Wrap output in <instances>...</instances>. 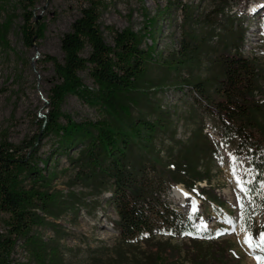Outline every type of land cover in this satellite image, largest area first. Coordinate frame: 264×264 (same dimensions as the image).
Listing matches in <instances>:
<instances>
[{
	"label": "trees",
	"instance_id": "16d2710c",
	"mask_svg": "<svg viewBox=\"0 0 264 264\" xmlns=\"http://www.w3.org/2000/svg\"><path fill=\"white\" fill-rule=\"evenodd\" d=\"M29 1L33 6L34 1ZM102 9L100 0H81L80 14L60 39L62 59L48 57L58 78L49 89L47 111L39 122L41 138L49 140L48 152H39L38 136L19 144L5 136L0 139V264H24L14 257L19 243L27 264H68L69 231L58 221L71 213L74 224L79 208L90 205L85 198L102 193L109 194L107 200L118 216L112 224L124 242L143 237L147 242L164 231L192 241L197 249L194 264H225L217 260L219 246L212 244L201 251L205 249L199 233L205 232L193 226L200 216L176 209L168 201L175 195L171 184L196 188L195 182L204 179L210 184L217 144L204 131L205 118L185 140L177 139L179 118L174 120L161 99L169 96L168 91L179 94V99L189 95L194 107L214 116L221 139L233 145L235 157L249 159L250 188H259L264 181L263 65L256 56L243 54L241 26L228 28L218 48L208 47L210 34L222 19L219 10L200 28L183 31L179 48L165 58H155L152 47L160 30L156 20L149 30L152 42L146 46L138 32L103 25ZM32 17L25 12L21 25L26 46L43 35V25ZM7 31L0 22L1 48H6ZM210 51L213 56L207 70H214L201 78L194 70L201 68L202 58ZM81 72L87 73L91 87L83 83ZM71 95L103 116L75 119L63 109ZM166 132L172 143L163 156V142L157 140ZM61 157L68 167L58 169ZM197 189L199 198L207 194L209 201L225 203L214 189ZM252 194L264 208L262 194ZM168 248L145 254L136 264H174L159 261V254L171 252ZM120 260L117 264H131Z\"/></svg>",
	"mask_w": 264,
	"mask_h": 264
},
{
	"label": "rangeland",
	"instance_id": "374dc122",
	"mask_svg": "<svg viewBox=\"0 0 264 264\" xmlns=\"http://www.w3.org/2000/svg\"><path fill=\"white\" fill-rule=\"evenodd\" d=\"M33 1L34 5L30 6L29 0H0V22L8 30L6 48L0 47V139L5 136L10 142L19 144L38 136L41 150L39 152L45 155L50 145L47 138L40 136L39 122L47 111L49 89L58 81L48 57L62 59L60 39L80 14L81 0ZM100 1L103 3V15H101L103 25L118 30L128 28L138 32L143 36L146 46L152 42L149 35L151 23L157 21L160 30L156 34L155 47H152L155 58L158 56L165 58L179 48L183 31L200 28L209 21L214 10H219L222 19L220 25H216L211 32L208 47L218 48L228 36V28L235 29L236 26L238 28L241 26L245 30L243 54L256 56L264 68V0ZM25 12H30L33 16L32 20L40 21L44 27L42 37L29 46L24 44L21 35ZM163 13L164 15H160ZM158 15L161 17L157 18ZM188 16L191 17L190 23L187 22ZM106 30L104 34L109 40L110 36ZM211 56L213 52L210 51L208 56L202 58L201 68L194 70L195 75L203 78L213 72L214 69L207 70L208 59ZM80 75L83 83L91 87L92 81L87 73L81 72ZM178 95L168 91V97L161 99L163 105L172 112L174 120L179 118L177 139L185 140L196 123H204V118L211 120L219 128L216 118L194 107L189 95L181 99ZM63 109L75 119H97L103 116V112L99 109L87 105L73 95L65 100ZM183 118L186 121L182 123ZM168 133L161 134L157 140L163 142L161 146L163 156L167 155L164 151L166 146L172 143L168 139ZM226 145L229 150H233L231 143ZM216 154L218 156L212 166L210 184L205 179L200 181V184L208 186L206 192L214 189L222 196L225 203L217 204L209 201L207 194L199 198V189L188 188L182 183V186L178 187L181 196L172 195L168 201L176 209L189 211H193L192 202L195 201L196 210L193 212L200 217L198 222H193V226H206V230L202 229L206 233L199 237V241L204 242L201 243L202 248L205 249L201 250L202 252L207 251L213 244L212 247L216 245L222 249L227 247L225 250L219 249L221 256L217 258L218 262L258 264L256 257L264 256V251L260 248H250L244 243L246 233L242 231V226L250 224L248 231L258 242L259 234L264 230V208L258 204L252 193L246 195L237 188L231 171V158L225 156L221 150L218 152L217 147ZM238 162L237 175L246 181L245 187L250 188L249 183L253 173L251 163L243 155L238 158ZM59 167H68L65 157H61L58 169ZM245 169H251V172H245ZM66 178V175L62 177V179ZM58 187L63 188L62 185ZM108 195L102 193L96 197L85 198L90 205L88 209L79 208L74 224L70 222L71 213L58 221L69 231V236L65 240V244L72 248L67 255L68 264H117L121 261L120 258L136 264L145 254H152L165 247H170L171 249H168L171 252L159 254L161 258L159 261L167 260L174 264L195 263L194 254L197 249L189 238H173L166 232L160 231L156 232L154 239L147 242L144 241V237L129 242L121 240L112 224L118 216L113 205L107 200ZM180 202L184 205H180ZM241 204L244 206L243 209ZM217 233L222 234L217 235ZM14 257L19 262L27 264V255L20 243L16 247Z\"/></svg>",
	"mask_w": 264,
	"mask_h": 264
},
{
	"label": "snow or ice",
	"instance_id": "6c2138e0",
	"mask_svg": "<svg viewBox=\"0 0 264 264\" xmlns=\"http://www.w3.org/2000/svg\"><path fill=\"white\" fill-rule=\"evenodd\" d=\"M231 162H232V175L235 178V182L237 185V188L239 189L240 192L245 193L246 195L252 193V192H258L261 193V198L264 199V181L261 182L259 188H248L245 187L246 181H244L240 176L237 175V167H238V158L235 156L231 157ZM245 172H251V169H245ZM264 175V174H262ZM187 195V194H185ZM237 200H240V197H237ZM193 204V211L196 210V203L195 201L192 202ZM243 204H241V208L243 209ZM191 219V217H189ZM201 229L206 230V226L201 225ZM251 225H246L242 226V231H245V240L244 243L247 244L250 248H260L261 251H264V230H262L259 234V241L257 242L255 238L251 235V233L248 231L250 229ZM185 235H192L193 233L191 232H186L184 233ZM222 233H217V235H221ZM258 264H264V256H257L256 257Z\"/></svg>",
	"mask_w": 264,
	"mask_h": 264
},
{
	"label": "bare ground",
	"instance_id": "6f19581e",
	"mask_svg": "<svg viewBox=\"0 0 264 264\" xmlns=\"http://www.w3.org/2000/svg\"><path fill=\"white\" fill-rule=\"evenodd\" d=\"M206 121H207V123H206V125L204 127V131L206 133H208L209 136L211 137V139L214 140V142L217 144L218 150H221L225 154V156H229V158H231L233 156V154L232 155L230 154L231 150H229V148L226 145V143L221 139V137H220V135L218 133V130L215 127V125L212 123L211 120H206ZM231 153H232V151H231ZM179 186H182V185L177 184V186L173 187V190H174L173 192H175V195L176 194L180 195V193L178 192V189H179L178 187ZM195 186L203 187L200 184V181H198V183L196 182ZM182 194H184V192H182ZM181 204L184 205V203H182V202H181Z\"/></svg>",
	"mask_w": 264,
	"mask_h": 264
}]
</instances>
